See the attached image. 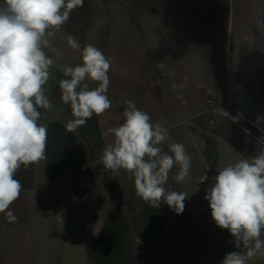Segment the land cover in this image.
Returning a JSON list of instances; mask_svg holds the SVG:
<instances>
[{
    "label": "crops",
    "instance_id": "1",
    "mask_svg": "<svg viewBox=\"0 0 264 264\" xmlns=\"http://www.w3.org/2000/svg\"><path fill=\"white\" fill-rule=\"evenodd\" d=\"M118 11L108 14L119 39L95 44L112 61L106 93L111 108L69 132L66 124L75 118L61 99L59 81L70 77L49 78L44 90L53 107L39 109L47 127L46 159L26 166V173L40 164L69 175L81 215L74 217L79 223L69 230L73 238L59 264H179V256L195 251L188 218L163 201L158 208L145 202L125 170H105L100 157L114 140L108 129L123 123L127 100L167 128L160 147L171 154L170 145L183 144L191 167L177 183L180 165L174 164L163 187L185 195L192 184L207 189L218 170L264 150V141L223 114L238 115L264 135V0H136ZM82 83L90 90L99 86L90 79ZM210 98L221 103V112L205 114ZM65 232L50 237L65 242Z\"/></svg>",
    "mask_w": 264,
    "mask_h": 264
},
{
    "label": "clouds",
    "instance_id": "2",
    "mask_svg": "<svg viewBox=\"0 0 264 264\" xmlns=\"http://www.w3.org/2000/svg\"><path fill=\"white\" fill-rule=\"evenodd\" d=\"M84 0H2L0 2V213L9 222L16 220L10 210L22 191L15 178L21 166L46 159L47 127L40 123L39 109H51L44 86L54 64L45 48H50V29H59L70 19L73 10L82 8ZM68 45L81 53L82 63L75 67L61 65L66 77L59 87L63 103L70 105L75 119L66 124L69 132L83 126L94 114L100 116L111 108L106 95L108 73L112 61L92 43L81 49L71 35ZM158 67L163 69L162 63ZM90 79L99 86L89 89L84 82ZM178 86L172 85L173 89ZM79 89V90H78ZM180 98V97H178ZM124 121L108 132L113 143L107 145L100 157L105 170L119 174L121 169L134 178L136 194L152 207L166 203L180 214L185 209L187 196L182 192L167 191L163 185L174 164L180 169L174 179L183 182L189 175L191 156L181 143L170 145V152L160 145L169 131L160 123H152L148 113L138 109L131 100L125 101ZM233 122L238 115L224 111ZM147 157V159H146ZM206 190L211 217L215 224L230 232L241 252L227 253L222 264H248L257 256H264V150L241 159L217 171ZM207 179L205 176L201 181Z\"/></svg>",
    "mask_w": 264,
    "mask_h": 264
},
{
    "label": "rangeland",
    "instance_id": "3",
    "mask_svg": "<svg viewBox=\"0 0 264 264\" xmlns=\"http://www.w3.org/2000/svg\"><path fill=\"white\" fill-rule=\"evenodd\" d=\"M2 2V0H0ZM136 0H84L82 8L73 10L69 21L59 29H50L54 33L49 37L51 47L45 48L46 54L53 59L50 68V78L59 80L65 77L60 66L75 67L79 63L72 58H81V53L74 51L70 46L62 47V41L67 42L71 34L79 43L88 42L101 45L107 40L119 39V33L111 30L110 18L113 10L129 8ZM128 10V9H127ZM126 10V11H127ZM119 14V20H120ZM112 19V20H111ZM96 46V45H95ZM27 167H22L16 172L15 178L22 184L19 198L10 205V210L16 217L14 222H9L4 213H0V264H59V257L67 252L69 240H72L74 217L79 219L81 214L75 212L72 200V186L69 175L64 174V169L49 168L38 165L34 173L28 174ZM31 171V168L29 169ZM192 184L186 201L192 206L182 212L189 220L191 233L189 248L194 247V252H187L179 256V264H222L227 253L239 251L245 254L247 249L236 247L234 238L226 229L218 227L211 217V209L207 205L205 187ZM187 193V192H186ZM68 215L70 223L65 222ZM65 232L67 240L58 242L50 237L57 232ZM264 240V235L261 236ZM182 236V241L184 242ZM191 241L193 244H191ZM187 242V240H186ZM81 248V247H80ZM76 259L81 256L75 252ZM66 257V256H65ZM264 256H257L248 261V264H260ZM73 264H82L75 261Z\"/></svg>",
    "mask_w": 264,
    "mask_h": 264
},
{
    "label": "built area",
    "instance_id": "4",
    "mask_svg": "<svg viewBox=\"0 0 264 264\" xmlns=\"http://www.w3.org/2000/svg\"><path fill=\"white\" fill-rule=\"evenodd\" d=\"M208 109H206L205 114L219 113L222 110V105L220 102H214L211 98L206 101ZM207 124L212 127L214 125V119L208 118Z\"/></svg>",
    "mask_w": 264,
    "mask_h": 264
},
{
    "label": "trees",
    "instance_id": "5",
    "mask_svg": "<svg viewBox=\"0 0 264 264\" xmlns=\"http://www.w3.org/2000/svg\"><path fill=\"white\" fill-rule=\"evenodd\" d=\"M239 122L248 130L250 131L252 134L256 135L257 137H259L262 141H264V135H262L261 133H259L257 130H255L252 126H250L249 124H247L246 122L239 120Z\"/></svg>",
    "mask_w": 264,
    "mask_h": 264
}]
</instances>
